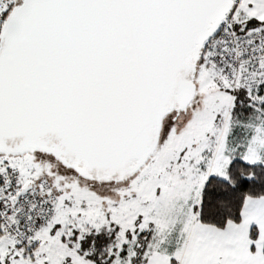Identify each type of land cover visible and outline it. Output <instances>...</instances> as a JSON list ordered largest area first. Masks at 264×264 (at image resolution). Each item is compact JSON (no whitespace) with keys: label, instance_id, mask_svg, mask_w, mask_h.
<instances>
[{"label":"snow or ice","instance_id":"6c2138e0","mask_svg":"<svg viewBox=\"0 0 264 264\" xmlns=\"http://www.w3.org/2000/svg\"><path fill=\"white\" fill-rule=\"evenodd\" d=\"M0 264H264V0H0Z\"/></svg>","mask_w":264,"mask_h":264}]
</instances>
